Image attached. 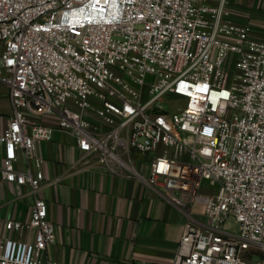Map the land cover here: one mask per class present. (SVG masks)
Wrapping results in <instances>:
<instances>
[{"label":"built area","instance_id":"built-area-1","mask_svg":"<svg viewBox=\"0 0 264 264\" xmlns=\"http://www.w3.org/2000/svg\"><path fill=\"white\" fill-rule=\"evenodd\" d=\"M232 15L228 0H0V264H60L43 192L67 175L49 180L39 148L56 131L86 166L142 177L130 156H151L145 180L187 217L171 264H264V39ZM4 184L32 198L25 220L4 214Z\"/></svg>","mask_w":264,"mask_h":264},{"label":"crops","instance_id":"crops-1","mask_svg":"<svg viewBox=\"0 0 264 264\" xmlns=\"http://www.w3.org/2000/svg\"><path fill=\"white\" fill-rule=\"evenodd\" d=\"M228 2L232 18L247 24L254 37L264 39V0ZM0 95L4 99L0 115L7 117L12 104L9 88L2 83ZM39 148L49 180L67 175L43 192L48 218L56 229V242L49 250L53 260L60 264L172 263L187 217L165 198L162 187L150 186L145 180L150 175L151 156H130L139 177L86 166L74 139L60 131L52 141L40 142ZM12 191L4 184V214L23 221L32 198L13 202Z\"/></svg>","mask_w":264,"mask_h":264},{"label":"rangeland","instance_id":"rangeland-1","mask_svg":"<svg viewBox=\"0 0 264 264\" xmlns=\"http://www.w3.org/2000/svg\"><path fill=\"white\" fill-rule=\"evenodd\" d=\"M0 54H1V48H0ZM2 97H3V95H0V112H2L4 109V99ZM194 211L196 213L201 214L200 219L202 221H204V222L206 221L205 215L203 214V206L201 204H197L194 208ZM230 225H235L234 221H231Z\"/></svg>","mask_w":264,"mask_h":264}]
</instances>
